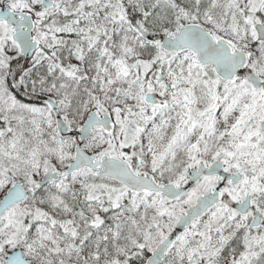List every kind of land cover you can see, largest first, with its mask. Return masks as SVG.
<instances>
[{
  "label": "snow or ice",
  "instance_id": "snow-or-ice-1",
  "mask_svg": "<svg viewBox=\"0 0 264 264\" xmlns=\"http://www.w3.org/2000/svg\"><path fill=\"white\" fill-rule=\"evenodd\" d=\"M0 264H264V0H0Z\"/></svg>",
  "mask_w": 264,
  "mask_h": 264
},
{
  "label": "trees",
  "instance_id": "trees-1",
  "mask_svg": "<svg viewBox=\"0 0 264 264\" xmlns=\"http://www.w3.org/2000/svg\"><path fill=\"white\" fill-rule=\"evenodd\" d=\"M23 60H24V61H23ZM20 63L25 64V58H24V57L21 58ZM18 98H20V99H24V97L19 96V94H18Z\"/></svg>",
  "mask_w": 264,
  "mask_h": 264
},
{
  "label": "rangeland",
  "instance_id": "rangeland-1",
  "mask_svg": "<svg viewBox=\"0 0 264 264\" xmlns=\"http://www.w3.org/2000/svg\"><path fill=\"white\" fill-rule=\"evenodd\" d=\"M25 58V62L26 61H30V58H28V57H24ZM24 61V60H23ZM74 63H75V61H73ZM25 66H27V64L25 63Z\"/></svg>",
  "mask_w": 264,
  "mask_h": 264
},
{
  "label": "water",
  "instance_id": "water-1",
  "mask_svg": "<svg viewBox=\"0 0 264 264\" xmlns=\"http://www.w3.org/2000/svg\"><path fill=\"white\" fill-rule=\"evenodd\" d=\"M65 135H67L68 133H64Z\"/></svg>",
  "mask_w": 264,
  "mask_h": 264
}]
</instances>
